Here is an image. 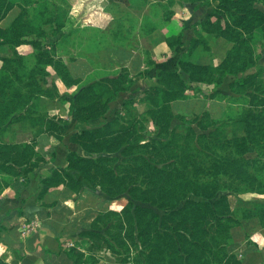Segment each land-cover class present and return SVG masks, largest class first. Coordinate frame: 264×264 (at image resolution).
Listing matches in <instances>:
<instances>
[{
  "label": "trees",
  "instance_id": "16d2710c",
  "mask_svg": "<svg viewBox=\"0 0 264 264\" xmlns=\"http://www.w3.org/2000/svg\"><path fill=\"white\" fill-rule=\"evenodd\" d=\"M51 1L0 0V22L14 8L20 9L8 29L0 27V45L12 52L0 56V130L3 133L14 123H30L35 136L29 145L0 140V192L15 179L28 177L43 161L35 151L39 135L63 140V126L40 112L45 99L59 96L56 82L49 81L53 76L49 68L67 88L77 87L63 100L70 103L74 117L81 123L105 118L110 104L133 82L127 70L92 82L74 79L63 55L73 57L71 47L79 50L78 55L98 51L83 43L88 31L98 32L90 25L69 20V11L64 7L70 0H62L64 5L57 8L50 6ZM183 2L192 9L217 3L191 40L188 56L200 46L210 51L206 36H213L232 44L223 62L217 67L201 66L189 58L180 61L175 71H159L158 86L146 91L141 99L124 103L122 111L130 119L122 113V118L101 127L75 133L71 141L86 156L70 152L66 167L54 169L50 177L41 180L45 188L40 198L61 188L79 193L85 187H100L112 198L129 194L120 212L101 214L94 222L116 217L115 228L123 232L116 244L95 231L84 233L91 239L105 240L107 248L120 257V264H242L228 252L234 242L233 230L241 226L242 220L233 213L227 195L220 193L228 190L239 197L264 196V67H260L254 51L256 34L264 39V2L262 6L257 0ZM175 3L169 0L168 6H152L150 17L144 20L149 32L172 20L174 14L168 7ZM50 33L60 35L52 44V52L42 45ZM69 36L78 39L77 46L69 44ZM167 43L175 49L182 44V35L167 38ZM26 45L31 50L20 54L18 49ZM181 72L189 76L188 83ZM227 78L232 80L230 88L237 95L231 100L241 104L239 109H232L228 120L215 121L209 112L191 119L175 116L172 103L187 100L189 92H201L202 84L214 86L207 95L209 99H223L217 89ZM136 103L146 104L147 110L139 114L134 108ZM175 120L181 124L174 127ZM147 126L155 128V139H144ZM121 150L131 158L115 169L113 158L106 155ZM135 202L154 206L164 215ZM243 219H258L264 227V204L244 208ZM133 249L139 252V258L133 257ZM67 254L75 264H82L83 254L75 247ZM0 264L8 263L0 258Z\"/></svg>",
  "mask_w": 264,
  "mask_h": 264
},
{
  "label": "crops",
  "instance_id": "0c3cea01",
  "mask_svg": "<svg viewBox=\"0 0 264 264\" xmlns=\"http://www.w3.org/2000/svg\"><path fill=\"white\" fill-rule=\"evenodd\" d=\"M257 1L263 5L264 0ZM167 2L168 0L160 2L152 0L138 10L129 9L133 20L129 22L130 24L110 22L105 25L101 23L90 25V28L106 35L111 42L98 52L78 55L79 50L71 47L69 51L73 57L63 55L62 58L74 79L92 82L109 76V71L114 75L127 70L133 82L127 92L120 93L110 104V110L105 118L89 123H81L71 115V105L68 101L59 102L57 99L51 102L47 109L49 115L66 121L62 142L46 134L38 136L37 149L45 155L46 162L30 173L26 181L22 177L17 178L0 193V258L6 263L75 264L67 254L69 249L65 248L66 246L62 247V242L68 239L74 242L78 239L75 236L77 229L89 228L97 212L95 209L85 208L87 199L84 201L82 197L77 198L78 196L67 188L49 191L40 198L45 188L41 182L42 178L48 177L53 169L65 167L69 151L82 155V149L71 142V136L118 118V113L127 100L141 99L146 91L159 85L157 77L159 71H175L180 61H187L189 58L197 65L217 67L232 48V44L223 39L206 36L211 50L207 51L200 46L189 54L191 57L188 56L191 40L201 30V23L217 7V3L211 7L200 6L192 9L189 4L177 1L173 7H168L169 12L172 11L174 14L172 20L149 32L144 20L150 17L152 6L158 3L166 5ZM19 13L20 9L14 8L0 22V27L8 29ZM111 32L113 35H108ZM178 35H182V44L172 50L167 38ZM122 38H126L123 44L120 43ZM73 40V36L68 37V42ZM256 40L255 55L259 59L260 67H264L262 34L257 33ZM9 52L8 46L0 45V56H7ZM92 76L96 78L93 79ZM181 77L188 83L187 74L181 72ZM54 80L58 85L59 80L55 76ZM231 83L232 80L227 78L217 89L223 99H209L207 95L214 91V86L202 84L201 92H189L187 100L172 103L175 116L189 117L209 112L215 121L228 120L232 109L237 110L241 106L231 100L237 97L231 91ZM76 90L77 87L68 89L65 94H73ZM138 105L137 111L140 113L147 110L146 104ZM180 124L179 120L173 122L174 127ZM13 138L15 142L23 144H29L35 139L31 130L22 129H17ZM229 199L235 216L242 220V224L233 230L234 242L228 248V252L235 254L242 264H264V227L260 225L258 219H243V209L252 208L258 203L263 204L264 197L256 196L254 200H245L242 203L234 195H230ZM75 206L85 209L77 212L74 210ZM80 251L85 254L84 260L91 255L85 250ZM102 254L104 257L105 254ZM97 264L119 263L106 261L104 258Z\"/></svg>",
  "mask_w": 264,
  "mask_h": 264
},
{
  "label": "rangeland",
  "instance_id": "374dc122",
  "mask_svg": "<svg viewBox=\"0 0 264 264\" xmlns=\"http://www.w3.org/2000/svg\"><path fill=\"white\" fill-rule=\"evenodd\" d=\"M148 1L151 2L152 0H70L69 5L68 6L65 5L66 7H64V9L69 11V14H68V16H70L69 20L71 19L74 22L77 21L78 23H82L85 25H97L100 23L105 25V24L110 23V22L111 23L117 22L120 24H122V23L130 24L129 22L130 21L132 22L133 20H132V17L130 16L129 9L133 8L134 10H138V9L142 8L146 4V2H148ZM154 1L160 2L163 0H154ZM177 1L182 2L183 0H176V2ZM168 2H169V0H168ZM168 2L166 4L167 6H168ZM61 5H64L62 0H52L50 2V6L54 7V8L60 7ZM121 33H123V32H121ZM108 35L112 36L113 33L111 32ZM86 36L84 37L85 39H84L83 43L87 46V48H89L90 50L92 49V51H94L96 49L102 50V49H104L105 45H108L111 42L110 40L107 39L106 35L100 34V33H95L93 31H88V33H86ZM55 37H57V36H55ZM58 38H59V35H58ZM58 38L55 39L54 36L51 35V33L48 34L47 37L42 40L43 49L48 50L49 52H52L53 51L52 44L54 42H56ZM77 42H78V39H76V37H74V40L69 41V44H71V45L74 44L75 46H77ZM125 42H126V38H122V40L120 41V43H122V44ZM89 45H92V47H89ZM18 50L20 51V54L26 55L31 50V48H30V46L26 45V46L20 47ZM98 51H94V52H98ZM56 52H58V50H56ZM59 53H61V50ZM10 55H12L11 51L9 52V54L7 56H10ZM49 71L53 75L49 79V81L50 82L55 81L54 80L55 75L53 74L54 73L53 70L51 68H49ZM109 76H113V74H111L110 71H109ZM94 78H96V77H93V79ZM60 84H61V86H60ZM58 85H57V87L59 89L58 90L59 96L58 97L55 96L52 99H45L40 106V112L42 114H45V115L55 119L56 121H58V123L60 125L63 126V131H64L63 132V138H64L66 121L63 118H55V117L50 116L49 112H48L49 110H47L49 108V105L51 104V102L56 101L57 99L59 102H62V101H64L63 97L68 96L65 93H67L66 91L69 88H67L63 83H61L60 80L58 82ZM135 100H137V99H135ZM232 102H236V101L232 100ZM137 105H138V103H136L134 106V108H136V110L139 106V105L138 106ZM43 107H44V109H43ZM122 108H121L120 112L118 113V117H120L121 114L123 113ZM45 109H46V111H45ZM137 112L139 114H141L139 111H137ZM71 115H73L72 112H71ZM123 115H124V118L125 117L129 118L127 112H124ZM193 117L194 116H189L186 118L191 119ZM120 118H122V117H120ZM100 119H103V118H100ZM20 127L26 128V129L21 128L24 131L25 130H31L33 132V130H34V129H31L30 123L25 125V126H22L21 123H14V124L8 126L3 131V133H2V130H0V133H2L0 136V140H2L3 142H5L7 144H14V143L23 144V143L15 142L14 138H13L15 131L17 129H20ZM99 127H101V126H99ZM96 128H98V127H96ZM92 129H94V128H92ZM197 132L200 133L201 131H199L197 129ZM156 134H157V132H156L155 128H153L152 126H147V127H145V130L143 132V137L145 140H151V139H155ZM72 136H71V138H72ZM56 140L60 141L58 139H56ZM29 144H32V142ZM73 144L78 145L76 143H73ZM37 147H38V143L36 145L35 151L37 153H39L43 159V161H41L38 165V168H39L42 163L46 162V159H45V155H43L42 152L37 149ZM81 151H82L81 156H86V153L84 152V150L82 149ZM70 152H74V151H69V153ZM106 156H110L111 158H113V167L115 169H119L124 164V161L131 158L130 157L131 155L126 156L124 154L123 150H121L118 153H114L111 155L109 154ZM6 160H8V159L7 158L3 159V161H6ZM32 162L33 163L37 162V159L34 158L32 160ZM52 171H51V173H52ZM50 176H51V174L48 177H50ZM48 177H44V178H48ZM23 178H24V181H26V179L28 177H23ZM224 181H226V180H224ZM224 184H227V182H224ZM70 192L76 194L78 196L77 198L82 197L84 199V201L87 199L84 207L95 209V211L97 212L96 213L97 216L89 228H85L83 230H82V228L77 229L75 236H77L78 239L74 240V242L70 241V239L64 240L62 242V247L66 246L65 248H67V249L75 247L80 254H84L80 250H85L88 253H90L91 255L86 260H84L83 258L81 259L82 264H97L101 261V259H104V258H106V261H112L115 263H119L118 259H120V257H118V255H116V254H113L112 251L107 248L106 242H105V240H109V241L113 242L114 244H116L117 243L116 238L121 237V234H123V232L120 229L115 228V226L117 224L116 217L108 216V217H104L100 222H98L96 224H94V222L97 219V217L101 214H103V216H104V215L110 214V212H114V211L120 212L121 209L127 204V200L130 198L129 194L125 193L124 195L119 196L117 198H112L107 193H105L100 187H96L95 189H90L88 187H85L79 193H75L72 190H70ZM220 194L221 195H227L228 199H229L230 195H234L239 199V202H241V203L244 202L245 200L246 201H249L252 199L254 200V198L256 196H262V195H254L252 197L250 196L249 198H248V196L239 197L234 192H230L228 190L221 192ZM262 197H264V196H262ZM191 199H195V197L191 196ZM229 201H230V199H229ZM87 205H89V206H87ZM135 205H138L141 207L153 208L161 216L164 215V213L162 211L158 210L156 207L151 206L149 204H145L142 202H135ZM80 206H82V204ZM80 206H75L74 210L77 212H82L83 211L82 209H85V208H80ZM233 213H234V211H233ZM90 231H95L96 234H99L100 236L104 237L105 240H103L101 238L91 239L88 236L84 235V233H87ZM117 249L123 250L124 247L123 246H117ZM98 253H100V254L97 256ZM102 253L105 254L104 257H103ZM131 254H133V257L135 259H137V257L138 258L140 257L139 252H137V250L134 251V249H133ZM84 256H85V254H84Z\"/></svg>",
  "mask_w": 264,
  "mask_h": 264
}]
</instances>
